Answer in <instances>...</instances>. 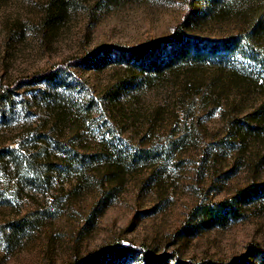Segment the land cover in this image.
Wrapping results in <instances>:
<instances>
[{
  "label": "rangeland",
  "instance_id": "374dc122",
  "mask_svg": "<svg viewBox=\"0 0 264 264\" xmlns=\"http://www.w3.org/2000/svg\"><path fill=\"white\" fill-rule=\"evenodd\" d=\"M191 2L0 0V264H264V0ZM180 22L240 44L159 74L109 48Z\"/></svg>",
  "mask_w": 264,
  "mask_h": 264
},
{
  "label": "trees",
  "instance_id": "16d2710c",
  "mask_svg": "<svg viewBox=\"0 0 264 264\" xmlns=\"http://www.w3.org/2000/svg\"><path fill=\"white\" fill-rule=\"evenodd\" d=\"M192 0H186L189 10H191ZM183 23H178L173 30L171 35L162 38H154L146 40L138 45L132 47H109L114 48L118 51L124 52H136L142 53L148 51V56L142 57L140 68L143 71L150 70L152 74H159L163 70L174 66L175 64L187 62V61H201L208 58H215L220 56V54L227 51H232L240 44V39L237 37L228 38H206L197 36L194 34H189L183 31ZM165 45H170L169 49L164 51H159L160 48ZM95 52V55H102L103 49ZM107 48V49H109ZM264 63V58H263ZM51 71L42 73L41 75H34L26 80H33L34 78H40L43 76H48ZM1 94V93H0ZM131 245L122 246H111L108 248H100L98 251L88 254L84 259L79 260L70 264H104L102 263V258L104 256L121 257L123 254L127 253L128 249H131ZM142 254L148 260L160 261L166 258L165 253L155 254L154 251L143 245L139 247ZM248 248L251 251L262 252L264 254V247L257 243H250ZM132 250V249H131ZM133 251V250H132ZM170 256L175 260L176 264H241V258H232L228 261L222 260H210L202 259L199 261H194L192 259H183L180 254L176 252L170 253Z\"/></svg>",
  "mask_w": 264,
  "mask_h": 264
}]
</instances>
